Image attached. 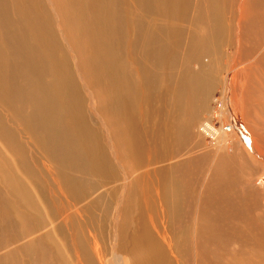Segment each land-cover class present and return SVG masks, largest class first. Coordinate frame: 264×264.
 I'll list each match as a JSON object with an SVG mask.
<instances>
[{
    "label": "bare ground",
    "instance_id": "6f19581e",
    "mask_svg": "<svg viewBox=\"0 0 264 264\" xmlns=\"http://www.w3.org/2000/svg\"><path fill=\"white\" fill-rule=\"evenodd\" d=\"M226 82L249 125L264 0H0V264H264Z\"/></svg>",
    "mask_w": 264,
    "mask_h": 264
},
{
    "label": "rangeland",
    "instance_id": "374dc122",
    "mask_svg": "<svg viewBox=\"0 0 264 264\" xmlns=\"http://www.w3.org/2000/svg\"><path fill=\"white\" fill-rule=\"evenodd\" d=\"M225 23L229 24L227 22V20L225 21ZM227 48H228V51H231L232 46H228ZM226 52H227V50L224 49L223 50L222 62H221L222 64L224 63L223 65H225V66L227 65V63L230 64L232 62L231 55H227ZM225 62H227V63H225ZM221 76L224 78L223 80H225V78L227 77V73H224V66H223V72H222ZM216 86H219V85L216 84ZM220 86H221L220 88L222 89V93H220L221 89L217 88V89H215V90H213L211 92L210 96L214 95V99H217L218 97L222 96V112H224L225 115L227 116V118L224 121L226 122V125L230 126L231 131H232L231 134H232L233 139H234V137L235 138L238 137V142L250 154V152H252V149H249L248 147H249L250 140H252L250 138L251 134L253 135V133L251 131V128H250V125H253L254 120H256L257 127H258V129L255 132L260 134V137H259L260 139L264 140V103H262V100L264 99V96L259 94V93L258 94L256 93V96H257V99H258L257 101L259 102V104L257 102L256 108L254 106L253 109H255L257 115L256 114H251V121L249 122V125H248V123H247V121L245 119L243 106H240L238 101H236V103H234L235 95H234V92H233V86L231 84H229V82L225 83L224 90H223L224 86H222V85H220ZM237 98H239V93L237 94ZM1 109H2V107L0 106V110ZM256 116H257V118H256ZM198 124H199V122L197 123V125ZM214 124L216 126H219L218 125L219 123L216 120L214 121ZM223 124H225V123H223ZM197 125H196V128H195V132H197ZM246 132H248L249 134H247ZM206 139L208 141L209 138L207 137ZM263 143H264V141H263ZM33 150H34V152L32 153V155L37 154L39 156L41 162H42L41 171L43 172L44 175L47 174V172H48L47 170L51 169L52 164L47 160L46 157L43 156L42 153L36 152L35 149H33ZM254 165L256 167H258V168L261 166L257 171H255L254 173L251 174L253 179H255V180L257 179L256 180L257 182L254 181V183L255 184L258 183V186L264 187V165L263 166L261 164H254ZM27 183L35 191V192H31V193H32V196H33L34 200L37 201L38 207L39 208L42 207L43 205L38 202V199L40 198V195L38 193H36L35 188L33 187V185L30 182H27ZM259 198H260L259 202H261L264 199V191L261 190L259 192ZM89 239H90V242H92V238L90 237ZM100 242H101V240H99V243ZM112 242H113V239H111L109 241L110 246H112V244H113ZM101 249L102 250H100V252H99L100 253V257H101V262H102V264H105V262H107L106 259H109V257H111L110 255H112V253L110 252V250L108 248H107L108 250L104 249L102 247H101ZM115 253L118 256H121V257L125 258V253L123 252L122 249H119V250L117 249ZM98 264H100V263H98ZM178 264H182V263L179 262Z\"/></svg>",
    "mask_w": 264,
    "mask_h": 264
}]
</instances>
